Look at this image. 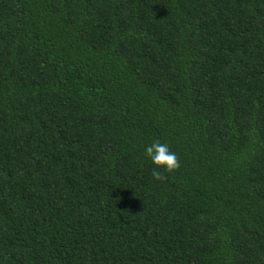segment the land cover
Instances as JSON below:
<instances>
[{"label":"trees","instance_id":"trees-1","mask_svg":"<svg viewBox=\"0 0 264 264\" xmlns=\"http://www.w3.org/2000/svg\"><path fill=\"white\" fill-rule=\"evenodd\" d=\"M0 264H264V0H0Z\"/></svg>","mask_w":264,"mask_h":264},{"label":"clouds","instance_id":"clouds-1","mask_svg":"<svg viewBox=\"0 0 264 264\" xmlns=\"http://www.w3.org/2000/svg\"><path fill=\"white\" fill-rule=\"evenodd\" d=\"M143 155L152 165L154 179L160 180L179 167L178 157L167 143L153 141L144 147Z\"/></svg>","mask_w":264,"mask_h":264}]
</instances>
